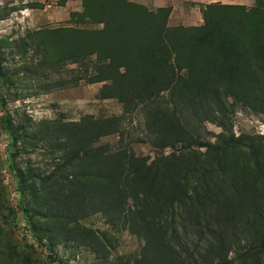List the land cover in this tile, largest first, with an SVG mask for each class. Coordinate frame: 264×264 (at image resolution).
<instances>
[{
    "label": "trees",
    "instance_id": "obj_1",
    "mask_svg": "<svg viewBox=\"0 0 264 264\" xmlns=\"http://www.w3.org/2000/svg\"><path fill=\"white\" fill-rule=\"evenodd\" d=\"M253 1L251 8L209 4L202 25L170 27V7L154 12L129 0H82L72 21L101 29L34 34L36 67L55 76L46 92L102 83L97 98L122 105L119 116L86 115L33 129L30 120L14 125L1 111L10 148L45 141L55 149L46 176L10 165L20 196L29 188L60 223L36 236L41 247L61 231L99 264H232L230 253L243 241L245 264L264 259V136H235L231 119L238 105L264 116V0ZM137 113L153 157L97 146L120 137ZM205 123L221 130L213 143L203 136ZM166 148L174 152L165 155ZM22 212L28 222L29 210ZM95 214L140 238V252L110 261L109 234L79 225Z\"/></svg>",
    "mask_w": 264,
    "mask_h": 264
},
{
    "label": "rangeland",
    "instance_id": "obj_2",
    "mask_svg": "<svg viewBox=\"0 0 264 264\" xmlns=\"http://www.w3.org/2000/svg\"><path fill=\"white\" fill-rule=\"evenodd\" d=\"M81 1L0 0V119L1 111L6 110L14 125L30 120L33 129L40 122L63 123L78 121L86 115L98 118L122 114V105L115 99L97 98L102 83L93 85L81 83L71 89L46 92L55 76L50 73L42 74L36 67L40 56L33 52L35 45L32 42L35 41L34 34L37 31H51L67 26L92 30L102 28V25H84L72 21L70 14L82 11ZM129 1L148 8L160 3L163 8L170 7L171 14L168 17L170 27L202 25V12L209 4L242 5L246 8H251L255 4L253 0ZM75 67L76 65H65L63 69L67 71ZM231 119L235 136L240 133L254 137L264 136L263 115L255 114L238 105ZM203 126H205L203 136L205 135L206 140L209 139L211 143L215 142L214 135H218L221 130L209 123ZM30 129L27 128L28 131ZM120 139H123V145L120 144ZM98 145H106L112 151L120 149L121 146L127 147L136 156L141 157H153L156 153L147 141L141 113L135 114L131 123H125L120 137L113 135L102 138ZM199 150L201 153L204 152V149ZM54 151L49 142L45 141L36 143L34 148H29L24 143L18 145L17 149L10 148L9 139L1 129L0 121V264H99L92 251L68 242L61 231L59 235L54 234L53 244L43 239L44 246L41 247L36 240V236H39L43 229L55 232L60 223L50 218L47 211L50 207L45 205L43 198L33 197L29 188L20 196L10 165L14 164L24 175L32 170L35 174L41 173L46 176L55 166ZM163 152L168 155L174 151L166 148ZM240 158L244 159V154L241 153ZM260 163H264L263 158ZM35 182L36 190L39 181L36 179ZM40 195L42 196V193ZM25 207L29 210L28 222L22 212ZM79 225L96 233L109 234L106 244L110 251V261L119 256L137 254L144 244L140 238L123 229L109 227L101 214L89 216L81 220ZM194 241L189 239L191 245ZM247 246L248 243L243 241L233 247L229 256L232 264H245L243 258ZM259 264H264V259L259 261Z\"/></svg>",
    "mask_w": 264,
    "mask_h": 264
},
{
    "label": "crops",
    "instance_id": "obj_3",
    "mask_svg": "<svg viewBox=\"0 0 264 264\" xmlns=\"http://www.w3.org/2000/svg\"><path fill=\"white\" fill-rule=\"evenodd\" d=\"M226 1H228V0H226ZM236 1V0H235ZM135 2H137V1H135ZM229 2H234V1H229ZM162 3H160V4H158V5H151V7L150 8H148L149 10H152V11H154L155 12V10H157L158 8H163L162 6L163 5H161Z\"/></svg>",
    "mask_w": 264,
    "mask_h": 264
}]
</instances>
